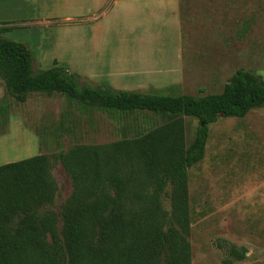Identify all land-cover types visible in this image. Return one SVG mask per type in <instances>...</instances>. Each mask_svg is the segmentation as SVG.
Segmentation results:
<instances>
[{"label":"trees","instance_id":"trees-1","mask_svg":"<svg viewBox=\"0 0 264 264\" xmlns=\"http://www.w3.org/2000/svg\"><path fill=\"white\" fill-rule=\"evenodd\" d=\"M15 28L4 23L0 35ZM34 62L26 44L0 36V81L16 103L57 93L84 108L162 114L176 122L161 134L118 144L112 154L79 146L1 165L0 264H191L187 171L203 159L211 125L264 106V81L237 71L220 94L172 97L112 90L57 62L48 70L34 69ZM180 118L198 123L186 150ZM56 161L72 187L57 210ZM246 253L229 245L225 264L243 261Z\"/></svg>","mask_w":264,"mask_h":264},{"label":"rangeland","instance_id":"rangeland-1","mask_svg":"<svg viewBox=\"0 0 264 264\" xmlns=\"http://www.w3.org/2000/svg\"><path fill=\"white\" fill-rule=\"evenodd\" d=\"M178 4L182 81L169 91L148 89L144 94H220L237 71L264 81V0H178ZM152 20L160 25L166 18L157 15ZM75 23L81 21L70 22ZM14 26L13 35L0 36L31 46L35 40L25 38L26 25ZM33 67L40 68L36 61ZM4 94L0 83V165L39 154L51 158L79 146L103 147L112 154L114 146L152 131L161 134L176 122L162 114L84 108L57 93L29 94L20 104ZM177 122L186 150L198 123L191 118ZM29 134L36 135L37 146L27 145ZM52 176L58 186L57 210L72 187L58 161ZM186 181L191 264H225L229 245L247 251L243 261L233 264H264V106L243 118H220L211 125L203 159L187 171ZM163 205L168 209L167 198ZM219 242L226 248L219 249Z\"/></svg>","mask_w":264,"mask_h":264},{"label":"crops","instance_id":"crops-1","mask_svg":"<svg viewBox=\"0 0 264 264\" xmlns=\"http://www.w3.org/2000/svg\"><path fill=\"white\" fill-rule=\"evenodd\" d=\"M157 15L166 18L160 25ZM4 23L31 30L25 38H34L41 70L57 62L95 85L139 93L169 91L183 78L178 0H0ZM26 139L37 146L36 135Z\"/></svg>","mask_w":264,"mask_h":264}]
</instances>
